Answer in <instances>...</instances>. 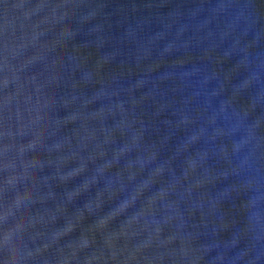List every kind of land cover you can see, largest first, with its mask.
<instances>
[{"label": "water", "instance_id": "95a60500", "mask_svg": "<svg viewBox=\"0 0 264 264\" xmlns=\"http://www.w3.org/2000/svg\"><path fill=\"white\" fill-rule=\"evenodd\" d=\"M0 264H264V0H0Z\"/></svg>", "mask_w": 264, "mask_h": 264}]
</instances>
